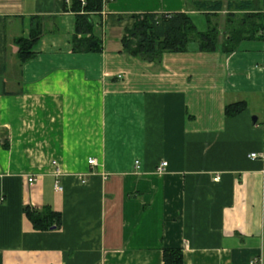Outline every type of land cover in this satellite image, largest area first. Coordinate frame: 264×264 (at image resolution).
Listing matches in <instances>:
<instances>
[{
  "label": "crops",
  "instance_id": "1",
  "mask_svg": "<svg viewBox=\"0 0 264 264\" xmlns=\"http://www.w3.org/2000/svg\"><path fill=\"white\" fill-rule=\"evenodd\" d=\"M234 1L105 0L102 50L76 53L71 0H0V264H164L168 248L184 264H264V28L230 54L191 42L149 60L123 44L138 14L188 13L205 31ZM33 16L44 34L22 61ZM46 206L60 228L24 212Z\"/></svg>",
  "mask_w": 264,
  "mask_h": 264
},
{
  "label": "trees",
  "instance_id": "2",
  "mask_svg": "<svg viewBox=\"0 0 264 264\" xmlns=\"http://www.w3.org/2000/svg\"><path fill=\"white\" fill-rule=\"evenodd\" d=\"M71 1V6L66 5V9L75 14L73 51L76 53L101 51L103 42L94 34L92 14L103 10L105 0H85V3L80 0ZM193 4L197 10L213 8L212 10L217 12L223 9V0H193ZM228 7L231 12L227 14L223 27L219 22H213L212 16L209 15L208 27L205 31L198 29L188 13L138 14L135 17V24L123 39L124 48L131 55L158 60L167 51H186L191 42H197L200 50L204 52L222 50L230 54L238 50L245 40L262 38L257 35L264 28V16L260 8L256 9L251 0H235ZM240 11L246 13H236ZM40 20L39 17L33 16L30 36L15 39L19 47L18 55L22 61L34 55V49L44 34ZM246 107L244 101L229 104L226 113L228 116H236ZM24 212L36 230L47 231L53 227L60 228L62 225V214L49 206L40 210L26 207ZM164 264H184L182 249H165Z\"/></svg>",
  "mask_w": 264,
  "mask_h": 264
},
{
  "label": "built area",
  "instance_id": "3",
  "mask_svg": "<svg viewBox=\"0 0 264 264\" xmlns=\"http://www.w3.org/2000/svg\"><path fill=\"white\" fill-rule=\"evenodd\" d=\"M67 1H69V0H67ZM80 1H82V3H85V0H80ZM250 156H251V158L257 159V158H259L260 155L257 152H253L250 154ZM96 163H97L96 159H89V164H96ZM167 165H168L167 162H162L161 165L159 166V170L162 171L163 169L166 168ZM219 178L220 177H217L216 180H219ZM33 180H34L33 178L29 179L30 182H32ZM55 187H56V190H62V187H61L59 181L56 182Z\"/></svg>",
  "mask_w": 264,
  "mask_h": 264
},
{
  "label": "water",
  "instance_id": "4",
  "mask_svg": "<svg viewBox=\"0 0 264 264\" xmlns=\"http://www.w3.org/2000/svg\"><path fill=\"white\" fill-rule=\"evenodd\" d=\"M254 120H256V117H254ZM53 229H54V227H53Z\"/></svg>",
  "mask_w": 264,
  "mask_h": 264
}]
</instances>
